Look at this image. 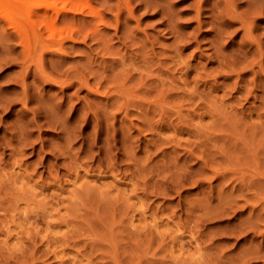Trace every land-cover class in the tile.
<instances>
[{"label":"rangeland","instance_id":"rangeland-1","mask_svg":"<svg viewBox=\"0 0 264 264\" xmlns=\"http://www.w3.org/2000/svg\"><path fill=\"white\" fill-rule=\"evenodd\" d=\"M78 5L0 12V264H264V0Z\"/></svg>","mask_w":264,"mask_h":264},{"label":"bare ground","instance_id":"bare-ground-1","mask_svg":"<svg viewBox=\"0 0 264 264\" xmlns=\"http://www.w3.org/2000/svg\"><path fill=\"white\" fill-rule=\"evenodd\" d=\"M58 1L59 0H0V12L3 15L1 17L12 26L15 33L14 37L19 39L20 44L27 51H30L34 44L44 45L45 42L46 46L44 47H49V43L55 44L59 41L56 45H59L58 48H61L62 40L73 39V32L71 30L66 31V28V30L63 29L67 32L66 35L64 37L60 36L61 28L57 25V21L60 19L59 17H61V15L62 19L66 22L73 19L79 5L78 0H60L59 2L64 5L69 2L70 8L65 9L63 6L58 7ZM38 23L43 26L42 28L47 32V39L43 38L40 30H35L36 28L38 29ZM68 23H70V21H68ZM57 37L58 41L56 42ZM32 43L34 44L32 45ZM27 55L30 57L29 53H25L24 56Z\"/></svg>","mask_w":264,"mask_h":264}]
</instances>
